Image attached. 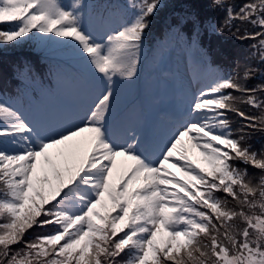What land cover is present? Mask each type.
<instances>
[{
  "label": "snow or ice",
  "instance_id": "snow-or-ice-1",
  "mask_svg": "<svg viewBox=\"0 0 264 264\" xmlns=\"http://www.w3.org/2000/svg\"><path fill=\"white\" fill-rule=\"evenodd\" d=\"M210 7L153 39L164 0H0L36 53L0 71V264H264V0Z\"/></svg>",
  "mask_w": 264,
  "mask_h": 264
},
{
  "label": "trees",
  "instance_id": "trees-1",
  "mask_svg": "<svg viewBox=\"0 0 264 264\" xmlns=\"http://www.w3.org/2000/svg\"><path fill=\"white\" fill-rule=\"evenodd\" d=\"M228 2H232V0H228ZM244 2H246V0H235V3L237 5V10H238L239 5L244 3ZM185 10L196 11V12H198L200 14L202 19L211 18V19H214L217 23H219L225 16V13L221 12V11H219L220 14H219V17H218L215 14H210V13L208 14V12H206V11H204L202 9H199L198 7L193 5L192 3L181 2V3H179L176 6H172V7L167 8L166 10H164V12L162 13V16L156 21V24H155V26L153 28V32L158 34L157 36H160L161 28H163L161 24H163V26H164L165 20L170 15H172L174 12L179 13V12H184ZM224 37H225V33L222 36L212 37L211 39H209L207 37V35H205L203 37V40H204V43L206 45H210L213 50H215L217 48L221 49L224 46L225 50L228 51L227 53H228L229 58L226 61V67L228 68L229 71L236 70V65L241 67V64H243V66H244L246 63H249V62L254 63V64H258L259 63L258 58L256 60L249 61L248 59H244L246 56L242 57V60L240 61L241 52H242L241 48L231 49V50L228 49L226 47ZM16 51H18V52H14V51L13 52H9L7 54L6 58L3 55H0V71L5 69V66H6L5 65V59L10 64L12 61L18 60V59H20L22 57L36 55V53L33 51V49L30 46H25L23 49H19V50H16ZM251 52H252V50H251ZM219 59H223V58L221 57ZM232 118L236 121V125L235 126L237 128H239L240 125H241V124H239V122L242 123V121H240V119H238L235 116H233ZM254 143H256L257 146H259V143H260L259 137L256 138Z\"/></svg>",
  "mask_w": 264,
  "mask_h": 264
},
{
  "label": "rangeland",
  "instance_id": "rangeland-1",
  "mask_svg": "<svg viewBox=\"0 0 264 264\" xmlns=\"http://www.w3.org/2000/svg\"><path fill=\"white\" fill-rule=\"evenodd\" d=\"M181 2L192 3L193 5L198 7L199 9H202V10L208 12V14L209 13L210 14H215L216 16L219 17V14H220L219 11L210 7L211 0H164V3L167 5V8L172 7V6H176L179 3H181ZM224 40H225L226 47L228 49H230V50L231 49L241 48L242 52H241L240 61L242 60V57H245V56L246 57L244 59H248L249 60V57L251 55V50H252L250 48V45L252 43H254L255 41L245 40V41L242 42V41H240L238 39L233 38V36L230 33H228L227 31L225 32ZM221 49L224 52H226V53L228 52V51L225 50L224 46ZM14 52H18V51H14ZM237 68H239V70L242 72L243 71V64H241V67L236 65V69ZM239 124H241V122H239ZM249 171L258 173L257 169H251L250 168Z\"/></svg>",
  "mask_w": 264,
  "mask_h": 264
}]
</instances>
